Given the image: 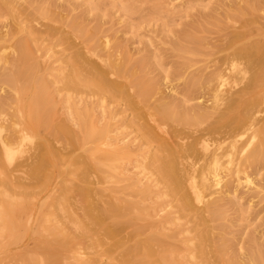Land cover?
<instances>
[{"label": "rangeland", "instance_id": "374dc122", "mask_svg": "<svg viewBox=\"0 0 264 264\" xmlns=\"http://www.w3.org/2000/svg\"><path fill=\"white\" fill-rule=\"evenodd\" d=\"M38 7L52 12L57 19L48 20L49 17H45L43 12H37ZM263 7L264 0H0V34H13L12 42L15 44V40L31 36L32 30L39 31L30 43L31 62L37 68L32 79L35 82L43 81L44 92L49 95L46 107L51 111L53 121L76 130L75 110L90 107L95 125L104 128L100 140L105 145H99L100 151L114 147L126 151L118 155L119 160L114 163V167L105 165L102 173L92 176L91 182L97 181L89 185L93 189L91 202L92 206L94 203L95 214L101 215L100 212L109 205L135 204L137 208H127L124 212L141 214L137 225L141 226L140 231L144 230V233L136 239L150 232L172 235L173 238L168 240L180 264H206V255L200 249L206 246L210 251L212 246L208 242L209 237L219 238L218 244L223 242L225 255L218 258L216 264H228V261L244 255L253 241L264 245V161L246 168L252 184L243 182L235 186L233 183L225 194L220 195L223 198V212L219 219L207 221L202 215V205L198 203L193 204L192 208L182 209L177 196L149 165L159 142L157 139L149 141L143 134L145 130L141 125L146 124L148 117L143 116V109L135 110V106L126 99L108 101L99 98L96 93L64 86L72 57L77 51L74 44L80 42L79 38L70 35L65 23L76 19L89 31L94 32L96 29L99 35L106 36L110 50L120 45L121 50L133 61L142 57L144 62L140 71L153 82L156 92L151 102L163 98L190 114L192 112L189 109L204 101V90L190 92L185 89L186 84L189 80L204 78L209 74L217 58L231 51L228 49L230 45L235 49L242 43L259 41L264 37ZM235 8L241 13L235 12ZM185 32L193 33L199 41L196 44L186 42ZM180 48L194 53H187ZM11 50L0 51V55L5 57L10 54V57L13 54ZM256 61L264 66V60ZM3 69L4 64L0 62L1 117H5L6 123L13 125V131L18 132H13V162L16 164L12 162L6 172L0 169V264H113L105 255L104 246H88L89 238L85 236L92 231L76 237L79 232L70 223L82 217L84 204L76 189L86 186L77 175L81 168L80 161L73 166L75 169L70 161L73 158L82 160L91 141H86L76 149H61L64 160L60 162L62 166L58 165L57 169L51 166L39 175L40 179L29 180L18 167L20 163L25 165L30 161L28 156L32 146L45 149V145H50L57 151L58 145L47 134L44 138H31L34 141L32 145L24 141L23 135L27 133L22 134L18 130L20 114L15 109V102L19 98L27 105L33 98L31 95L35 86L28 89L27 84L21 81L17 89L10 88L2 82ZM250 75L248 71L245 76L248 78ZM227 84L223 87L224 91L234 85L231 81ZM251 99L245 112L252 116L253 121H257L256 126L263 124L264 73L253 82ZM157 121L159 128L166 130L173 140L179 142L190 141L192 131L205 124L186 126L174 120ZM159 128H155L158 139L162 137ZM27 131L30 134V130ZM242 140H246V135ZM15 159L18 161L15 162ZM218 172L223 176L225 171L222 168ZM2 179L4 182H1ZM222 180L221 185L224 187L227 178L223 177ZM139 189L146 191L142 194ZM61 194L71 202L65 215L71 217L69 220L60 212V208H68L61 202L64 198ZM2 201L15 205L10 213ZM213 226L218 229L212 230ZM123 227L116 229L117 232L123 229V232L119 231L121 236L133 235L134 224ZM63 236L70 238L68 243L57 242Z\"/></svg>", "mask_w": 264, "mask_h": 264}, {"label": "bare ground", "instance_id": "6f19581e", "mask_svg": "<svg viewBox=\"0 0 264 264\" xmlns=\"http://www.w3.org/2000/svg\"><path fill=\"white\" fill-rule=\"evenodd\" d=\"M36 10L37 12H43L42 14L45 17H49L48 20L55 21L57 19V16L55 17L47 9L38 7ZM234 10L241 13L238 8ZM65 25L69 28L70 35L79 38L80 42L74 44L77 46V51L75 54L73 53L74 56L72 54L70 72L64 86L68 89H84L96 93L99 98L108 101L126 99L131 102V105L135 106V110L143 109V116L148 115L145 120L146 124L141 125L145 130L143 134L146 135L147 140L157 139L156 141L159 142L157 150L150 157L149 165L152 170L177 196L182 209H188L193 204L198 203L202 205V215L207 221L219 219L223 212V198L220 195L225 194L233 183H235V186L243 182L252 184V179L246 174V168L251 164L264 161V123L256 126L257 121H253L252 116L245 112L248 104H251L253 82H255L256 77L260 79L261 74L264 73V66L259 65V62L256 61L264 60V37H261L259 41L242 43L235 49L230 45L228 49H231V51L217 58L214 69L209 74L207 72L204 78L198 77L200 79L189 80V83L186 86L184 85L185 89L190 92L205 91H202L204 101L189 109L192 112L189 114L184 111V108L173 106L170 101L163 98L156 99V103L151 102L156 92H154L153 82L145 77L146 74L142 73V70L140 71L142 62H144L141 60L142 57L133 61L126 52L122 51L123 49L121 50L120 45H116L114 49L110 50L111 46H108L109 40L106 36L99 35L100 32L96 29L94 32L89 31L76 19L65 23ZM38 33L39 31L34 32L32 30L31 36L29 35V37L19 41L15 40V44L12 42L13 34H0V51L3 52L8 48L11 50L12 47L14 49L11 50L13 54L11 53L12 56L10 57V54L5 56V53H3L5 57L0 55V62L4 64L1 75L2 82L12 89H17L21 81L27 84L28 89L35 86L33 95H31L33 98L31 101H27V105L23 103V100L16 99L15 109L20 114V128L17 127L19 132L22 134L23 132L27 133V135H23V138L25 137L24 141H29L31 145L34 143L31 138H44L46 134L52 136L54 143L58 145L57 151L53 150L50 145V148L45 145V149L32 146V151L28 152V160L30 161L26 162L25 165L20 163L18 168L22 169L29 180H36L49 167L53 166L57 169L60 162L64 161L61 149H76L82 147L86 141H91L90 147L85 150L86 156H82V160L73 158L70 161L72 167L77 163L79 164L80 161L81 168L77 171V175L79 181L86 185L82 189H76L81 202L84 204L82 205L81 219L75 218L70 222L75 225V229L79 232L76 237L92 231L90 235L85 236L89 238L88 246L91 248L104 246V253L108 255L107 258L112 260L113 264H180L173 254L172 245L168 240L173 238L172 235L150 232L144 234L140 239H136L144 233V230L140 231L141 226L137 225V221L141 220V214L139 212L131 214L124 212L127 208H137L135 204L109 205L100 212L101 215L95 214L94 203L92 206L91 202L93 189L89 185L97 181L91 182L92 176L96 173H102V167L105 165L113 166L119 160L118 155L125 154L126 151L119 147L100 151L99 145L104 144L103 140H100L104 128L95 125V117L90 107L85 106L75 110L74 121L78 128L76 130L53 121L54 119L50 115L51 111L49 112V108L46 107L49 95L44 92L45 85L41 80L35 82L32 79V75L37 71V68L36 64L31 62L33 57H31L30 43L35 40ZM184 37L186 42L193 44L199 41L193 33L185 32ZM239 39L241 38L239 37ZM180 49L187 53H194L191 50L186 51L185 48ZM255 61L258 62V65ZM40 68L42 70V67ZM248 71L251 75L246 78L245 75ZM228 81H231L234 85H230L224 91L225 88L223 89V87L228 85ZM235 86L238 87L235 88ZM4 118L1 117L0 112V169L6 172L15 155L13 132L18 131H13V125L6 123L7 120H4ZM157 119L160 122L174 120L177 124L186 126L205 124L192 131L190 141L179 142L173 140L166 130L158 127L157 123L159 122ZM70 121L72 122L73 119L71 118ZM155 128H159L161 131L162 137L159 139L157 138L159 134L155 132ZM28 129L30 134L28 131L25 132ZM139 129L141 130V127ZM3 131H5V136L2 135ZM245 135L246 140L243 141L242 138ZM254 140H256L255 143ZM22 147L20 146L21 150ZM16 161L18 160L15 159ZM12 167L10 168L12 169ZM222 168L225 171L223 176L218 172ZM11 169L9 170L10 173ZM73 169L75 168L73 167ZM69 173H72V171ZM240 175H243V177ZM223 177L224 179L227 178L224 187L221 185ZM1 182H4V180ZM145 191L146 189H139L142 194ZM62 199L61 202L68 207H62V209L59 207L60 212L65 216L71 202L68 197L64 196ZM2 204L9 213L15 207V205L4 201H2ZM65 217L68 220L71 218L69 216ZM128 224L135 225L133 235L121 236L119 231L123 229L117 232V227L124 228L123 226ZM141 225L144 224L141 223ZM211 228L212 230L218 229L217 226ZM69 239L68 236H63L57 239V242L60 244L68 243ZM216 239L214 237L208 238V242L212 246L210 251L205 248L206 246L200 249V252L206 255V264H216V260L225 255L223 242L218 244L219 238ZM126 243H130V245ZM236 259L227 263L264 264V245L253 241L247 252L236 257Z\"/></svg>", "mask_w": 264, "mask_h": 264}]
</instances>
